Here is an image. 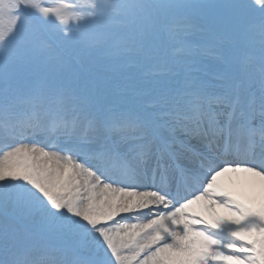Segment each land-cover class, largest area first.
<instances>
[{
  "label": "snow or ice",
  "instance_id": "obj_1",
  "mask_svg": "<svg viewBox=\"0 0 264 264\" xmlns=\"http://www.w3.org/2000/svg\"><path fill=\"white\" fill-rule=\"evenodd\" d=\"M0 264H264V0H0Z\"/></svg>",
  "mask_w": 264,
  "mask_h": 264
},
{
  "label": "bare ground",
  "instance_id": "obj_2",
  "mask_svg": "<svg viewBox=\"0 0 264 264\" xmlns=\"http://www.w3.org/2000/svg\"><path fill=\"white\" fill-rule=\"evenodd\" d=\"M222 183L225 185V187L230 190V191H233V192H238L239 191V187L240 185L239 184H233V183H230L226 178H222ZM221 215H223V210H220L218 209L217 210Z\"/></svg>",
  "mask_w": 264,
  "mask_h": 264
}]
</instances>
